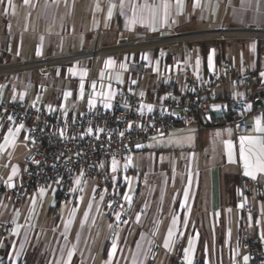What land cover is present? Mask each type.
Returning a JSON list of instances; mask_svg holds the SVG:
<instances>
[{
  "label": "crops",
  "instance_id": "obj_1",
  "mask_svg": "<svg viewBox=\"0 0 264 264\" xmlns=\"http://www.w3.org/2000/svg\"><path fill=\"white\" fill-rule=\"evenodd\" d=\"M99 31L103 47L128 40L139 45L98 58L91 81L89 54ZM185 33L205 35L189 43L151 45L155 37ZM44 57L58 58L52 69L58 85L47 83L46 92L39 91L38 81L22 82L19 74L0 72V96L72 116L87 102L110 107L117 93L149 100L185 93L184 69L192 68L206 81L224 61L240 73L254 70V93L264 94V0H0V67ZM138 60L147 62L148 73L136 85L128 66ZM165 72L172 75H161ZM234 98L245 101L256 135H237L225 123L223 102ZM256 101L225 83L204 127L158 137V190L141 195L139 186L128 195L120 187L132 200V212L130 222L117 229L113 214L93 200L94 184L88 201H80L81 176L65 200H58L54 186L28 192L18 206L5 198L0 202V264H176L177 250L202 264H243L248 258L240 237L244 222L264 249V194L251 196L250 213L239 201L241 176L264 185L257 164L264 159L258 130L264 125L257 119ZM24 131L0 121L2 187L15 186L23 171L29 154ZM154 239L157 257L151 256Z\"/></svg>",
  "mask_w": 264,
  "mask_h": 264
},
{
  "label": "built area",
  "instance_id": "obj_2",
  "mask_svg": "<svg viewBox=\"0 0 264 264\" xmlns=\"http://www.w3.org/2000/svg\"><path fill=\"white\" fill-rule=\"evenodd\" d=\"M219 31L218 34H224ZM205 34H174L166 38H153L151 45L181 44L201 39ZM206 34L205 37H207ZM99 31L96 43L89 54L93 60L88 78L95 80V64L102 55L125 54L138 47L137 40H128L114 46L103 47ZM58 58L44 57L39 61L20 60L15 64L0 67V72L26 70L37 67L42 73L53 68ZM128 71L138 85L148 73L147 62L134 61ZM161 74V73H160ZM161 75L171 76L165 72ZM188 85L182 94H168L163 100H149L144 95L117 93L110 107H96L87 102L79 112L70 116L44 108L41 103H23L13 98L0 96V121H7L24 127L25 145L29 154L24 160L23 171L13 187L0 186V202L9 197L18 206L24 196L35 189L56 187L58 200H65L76 191L75 179L81 176L83 182L94 178L92 198L113 214L114 228L131 220L132 200L115 186L104 164L129 157L137 145L153 138L166 136L172 131L190 127H204V117L211 111V102L219 87L232 83L245 91L247 100H264V94L254 93V70L238 72L231 61H224L212 70L206 81L192 68L180 73ZM87 98L89 96L87 95ZM150 106V110H149ZM245 101L239 98L223 102L225 123L233 126L240 136L257 134L255 120L245 113ZM257 119L264 125V108L256 111ZM91 129V132H89ZM264 144V132L261 133ZM264 194V185L256 179L241 176L239 180V201L242 211H252L250 198L253 194ZM156 229L152 223L149 231ZM240 237L247 252L243 264H264V249L259 239L252 234L247 222L241 225ZM159 244L154 239L151 256L159 254ZM176 264H202L200 258L185 259L177 250Z\"/></svg>",
  "mask_w": 264,
  "mask_h": 264
},
{
  "label": "rangeland",
  "instance_id": "obj_3",
  "mask_svg": "<svg viewBox=\"0 0 264 264\" xmlns=\"http://www.w3.org/2000/svg\"><path fill=\"white\" fill-rule=\"evenodd\" d=\"M34 60L36 59L33 58L25 61ZM52 69L54 68H50L48 72L42 73L37 67H32L26 70L8 72L7 74H10V77L19 74L22 82L24 78L29 79L33 84L35 81H38L39 91H45L47 83L51 87L53 84L58 85L60 83L57 79V73ZM114 162L115 171L113 170ZM104 167L108 168L114 185L119 188L125 187L128 195H135L139 186H141V195L148 192H156L158 190V137H153L143 142L142 146L134 151L131 156L113 159L105 163ZM94 183V178L85 180L79 194L80 201H88Z\"/></svg>",
  "mask_w": 264,
  "mask_h": 264
},
{
  "label": "snow or ice",
  "instance_id": "obj_4",
  "mask_svg": "<svg viewBox=\"0 0 264 264\" xmlns=\"http://www.w3.org/2000/svg\"><path fill=\"white\" fill-rule=\"evenodd\" d=\"M109 16H111V9L109 10ZM107 106H109V105H106V107ZM149 110H150V106H149ZM257 123L259 124V121H257ZM258 130L261 131V132H264V128H259ZM89 132H91V129H89ZM243 139L252 140L253 138L252 137H243L242 140ZM137 147H139V145H137ZM242 151H243V147H242ZM260 152H261V156L264 157V144H261ZM257 164L260 167V170L264 171V159L258 158L257 159ZM246 166H247V164H246ZM113 170L115 171V162H114V165H113ZM246 174H249V173H246ZM169 234L171 235V232ZM167 246L168 245H167V242H166L165 243V247H167ZM113 249H115V244L113 245ZM69 256H71V253H69ZM245 260H247V257H245Z\"/></svg>",
  "mask_w": 264,
  "mask_h": 264
},
{
  "label": "water",
  "instance_id": "obj_5",
  "mask_svg": "<svg viewBox=\"0 0 264 264\" xmlns=\"http://www.w3.org/2000/svg\"><path fill=\"white\" fill-rule=\"evenodd\" d=\"M263 103H264V100L263 101H260V100L256 101V104H257L258 108H262L263 107Z\"/></svg>",
  "mask_w": 264,
  "mask_h": 264
},
{
  "label": "trees",
  "instance_id": "obj_6",
  "mask_svg": "<svg viewBox=\"0 0 264 264\" xmlns=\"http://www.w3.org/2000/svg\"><path fill=\"white\" fill-rule=\"evenodd\" d=\"M27 264V263H26ZM28 264H33V263H28Z\"/></svg>",
  "mask_w": 264,
  "mask_h": 264
}]
</instances>
